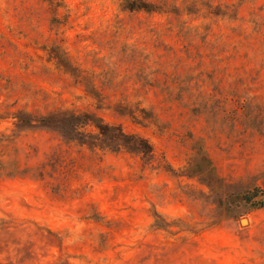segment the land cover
<instances>
[{"label":"clouds","instance_id":"9594fccd","mask_svg":"<svg viewBox=\"0 0 264 264\" xmlns=\"http://www.w3.org/2000/svg\"><path fill=\"white\" fill-rule=\"evenodd\" d=\"M66 261L264 264V0H0V264Z\"/></svg>","mask_w":264,"mask_h":264},{"label":"rangeland","instance_id":"374dc122","mask_svg":"<svg viewBox=\"0 0 264 264\" xmlns=\"http://www.w3.org/2000/svg\"><path fill=\"white\" fill-rule=\"evenodd\" d=\"M189 135H190V134H189ZM60 163H61L60 159H59L58 157H55V156H54L52 162L49 163V167H51V168H52V171L55 172V171H57V167H56V166H57L58 164H60ZM128 203H129V206H132V203H133V202L129 199ZM247 223H248V221H247L246 219H241V221H240L241 226H244V227L247 226ZM212 239H216V237H212ZM222 239H223V242L227 245V244H228L227 239H226V238H222ZM119 246H120V245L117 244V247H119ZM71 258H73V257H72L71 254H70V259H71ZM65 264H68V262L66 261Z\"/></svg>","mask_w":264,"mask_h":264}]
</instances>
